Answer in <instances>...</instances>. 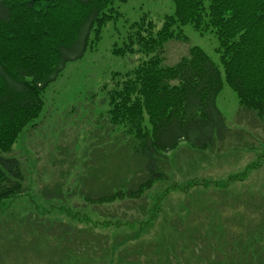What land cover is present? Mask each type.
<instances>
[{
  "label": "rangeland",
  "instance_id": "374dc122",
  "mask_svg": "<svg viewBox=\"0 0 264 264\" xmlns=\"http://www.w3.org/2000/svg\"><path fill=\"white\" fill-rule=\"evenodd\" d=\"M115 6L120 15L106 23L82 58L67 63L46 89L36 125L23 130L5 154L20 160L25 192L0 203V237L8 243L18 238L19 248L9 246L22 251L8 256L2 241L3 259L6 264H70L77 260L75 250L86 264H108L100 257L109 235L111 264H129L143 249L170 253L172 264L178 260L171 250L182 253L183 264H254L258 259L264 264V122L241 111L225 78L217 106L234 134L231 139L205 150L181 142L162 162L165 178L140 199L102 205L84 199L83 190L92 198L107 193L109 183L128 180L125 184L135 186L145 178L135 167L140 161L129 159L132 149L122 126L109 122L107 90L114 74L148 57L141 52L116 56L112 49L145 14L159 28L174 10L172 0L117 1ZM183 30L190 41H169L165 64H175L197 45L220 65L214 34L201 35L191 25ZM112 148L120 156H107ZM89 232L97 234L98 242L84 253ZM133 244L142 246L126 248ZM157 254L140 264H161L164 259Z\"/></svg>",
  "mask_w": 264,
  "mask_h": 264
},
{
  "label": "trees",
  "instance_id": "16d2710c",
  "mask_svg": "<svg viewBox=\"0 0 264 264\" xmlns=\"http://www.w3.org/2000/svg\"><path fill=\"white\" fill-rule=\"evenodd\" d=\"M117 1L127 0H0V203L25 192L20 160L5 154L11 152L23 130L36 125L33 122L45 105L44 93L67 63L82 58L100 39L106 23L120 15ZM172 2L174 10L165 16L161 27L145 14L130 25L123 43H116L112 49L116 56L141 52L148 57L127 72L114 74V85L107 90L109 122L122 126L132 149L129 159L140 161L135 167H141L145 178L135 186L125 184L128 180L120 185L109 183L107 193L92 198L83 190L84 199L92 205L146 195L166 176L162 166L166 154L183 141L197 150L225 143L232 130L217 106L224 78L237 93L241 111L251 112L264 122V0ZM187 25L201 35L216 36L220 65L197 45L190 46L175 64L164 63L169 41H190L183 30ZM118 152L112 148L106 154L118 156ZM90 235V243L83 242L84 253L98 242L97 234ZM2 237L0 242L8 256L22 252L10 248L20 247L15 245L18 238L8 243ZM194 237L191 239L198 241ZM109 238L105 236L106 251L100 258L105 256L103 259L111 264ZM125 251H119L120 255ZM171 251L176 264H183L179 258L182 253ZM72 252L77 260L70 264H86L83 254ZM155 252L163 257L161 264L175 262L170 253L161 254L162 249H143L129 264L143 263L144 257L151 259ZM2 253L6 254L0 250V264H6ZM254 264H261L260 259Z\"/></svg>",
  "mask_w": 264,
  "mask_h": 264
}]
</instances>
